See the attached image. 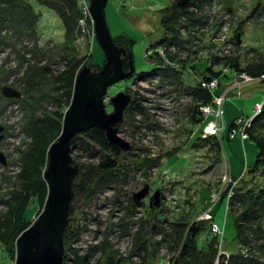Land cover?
Returning <instances> with one entry per match:
<instances>
[{"label":"rangeland","instance_id":"374dc122","mask_svg":"<svg viewBox=\"0 0 264 264\" xmlns=\"http://www.w3.org/2000/svg\"><path fill=\"white\" fill-rule=\"evenodd\" d=\"M178 1L106 2L104 13L110 35L130 53L133 66L127 79L107 89L108 98L103 102L106 111L111 112L109 97L123 92L131 99L118 124L119 136L131 146L119 160L128 166V178L111 187L97 188L90 199L73 192L68 213L73 235L67 246L63 243L64 264H181L179 254L187 226L201 221L198 217L208 208L213 220H202L206 229L198 234L197 241L211 237L208 226L214 222L223 229L224 249L237 253L233 216L238 217L243 206L235 199L230 207L232 216L229 210L226 212V198L210 202L208 195L221 189L224 182L229 186L232 179L250 181V167L258 148L249 141L242 144L238 135L234 139L222 138L220 146L215 147L218 137L203 136L199 126L214 120V115L209 110L206 115L200 108L217 110L216 101L206 105L207 98H202L205 92L210 90L215 97L224 93L229 96L234 89L232 79L245 73L257 80L240 84L239 90L246 97L256 94V100L264 97V80H258L261 76L264 79V0H199L188 4L186 12L181 13L174 6ZM76 5L80 18L83 3L76 0ZM3 6L0 0V10ZM35 10L39 13L35 30L34 26L26 29L24 23L17 26L15 15L0 22V154L6 161L0 164L6 166L0 171V245L5 249L10 246L7 240L16 243L23 231L17 230L22 220L20 209L28 208L27 214L32 209L27 215L31 220L28 224H32L42 212L48 194L46 189L38 188L39 202L33 206V183L23 185L31 168L35 175H43L48 161L45 144L28 138L27 122L55 109L63 97L61 91L56 92V79L73 60L81 58V67L91 68L101 67L104 60L103 51L92 37L91 19L82 30L77 20L75 36L64 38L61 22L51 10L40 5ZM163 12L167 16L173 12L172 20L164 22L167 28L161 23ZM237 28L242 33L240 43L232 39ZM161 64H165L164 72L158 76ZM179 66L185 67L181 78L171 69L179 70ZM215 80L219 82L217 87L211 85ZM3 87L19 91L21 97H3ZM252 103V98H230L222 106L224 124L244 114V110L251 114ZM14 105L17 117L10 112L15 111ZM262 108L254 117H264ZM238 123L236 120L229 131L236 130ZM71 156L78 171L74 178L77 181L83 178L86 166L98 161L97 154L87 155L78 149H73ZM150 159L157 162L152 164ZM255 169V180L262 181L264 163ZM239 186L237 183L234 188ZM145 187L147 194L136 205L133 194ZM234 188L236 194L239 190ZM157 189L159 207L152 209L150 199ZM18 192L22 198L9 201ZM173 222L183 223L180 233L179 228L170 225ZM246 224L252 225V230L247 231V245L253 249L249 262L264 264V208ZM218 255L211 264L230 263V258ZM15 256L4 258L5 264H14Z\"/></svg>","mask_w":264,"mask_h":264},{"label":"trees","instance_id":"16d2710c","mask_svg":"<svg viewBox=\"0 0 264 264\" xmlns=\"http://www.w3.org/2000/svg\"><path fill=\"white\" fill-rule=\"evenodd\" d=\"M1 1L4 6L0 10V22L1 21L5 22V19H7L8 17H11V15H15L13 19L16 20L17 26L19 23H24L25 25L24 27L26 29L31 30L32 28H34L35 30V25L39 21V13L35 10V6L40 5V6H44L48 8L49 10H51L59 18L61 22L64 38H68L70 36L74 37L75 33L78 31L76 30V24L79 18V9L76 5V0H1ZM196 1H199V0H196ZM174 6H175L176 11H179V13H181L183 10L186 12V8H185L186 6L181 7L176 4ZM171 16L173 17V12H171L170 15L168 16L167 14L163 12L162 17H161V23L163 24L164 28H167L165 27L164 22L168 21L167 23H169V21L172 20ZM31 26H34V27L31 28ZM112 40L115 43L114 37L112 38ZM129 51H130V48H129ZM126 60L128 61V59ZM127 61L123 62V69H127V67L129 66ZM82 62L83 60L81 58L75 61L73 60L72 64L68 67V69L63 71L61 74H59L58 78L56 79V83L58 86L56 92L61 91L62 92L61 94L63 97L62 99L58 100V102H56L55 109L51 113H47L41 117H35L34 119H30L29 122H27V133L29 134L28 137H31V139L35 140L36 142L45 144L44 155L46 156V159L48 155L47 151H48L49 146L57 139L58 135L60 134L62 123H63L64 112L69 106L70 101H71L75 77L77 73L79 72V70L82 67H84V65L81 67ZM213 63L215 64L216 62H213ZM164 66L165 64H161L158 70L156 71L158 72V76L162 75V73H159V72H164ZM184 68L185 67L179 66L178 68L179 70L175 68H171V69H173L175 72H179L177 74H178V77L181 78L182 76L180 75V73L184 70ZM95 69H100V65H97V68ZM245 74L247 76L254 78L253 80L247 81V82H252L254 80H257L256 77L251 76L247 73ZM261 75H264V73H262ZM237 80H239V82L244 81L243 79L242 81L239 78ZM258 80H264V79L263 77H261ZM195 85L197 86V84ZM238 89H239V86H238ZM211 92L212 91L210 90L206 91L205 92L206 94L203 95L202 97V98H207L206 103L208 105L213 103L214 95L213 93L211 94ZM240 93H241L240 94L241 96L242 95L241 90H240ZM240 96H236L235 94L233 96L228 97V100L232 97H234L235 99H239ZM252 101H253L252 103V109H253L254 104L259 100L253 99ZM253 113H254V110L251 114H248V115L252 116ZM240 116L236 117L234 120H231L229 125L228 124L225 125V128L221 131L219 135H213L214 137H218V139H215L214 141L215 143L214 146L217 148L220 146V142L222 138L234 139L237 135L239 136L242 144L244 141H249V142L254 143L256 147L258 148L254 163L250 167L251 174H249V176H251L252 179L250 181L247 179H244V180L241 179L238 182L240 186L238 187L239 189L237 190L239 191L236 190V187L235 188L233 187L235 191H237V193L236 194L233 193V196L231 197V200H230V204L232 206L234 201L238 200L239 203L241 204V207L243 206L241 213L239 214L238 217H236V216H233L232 208L230 207L229 209L226 208V212L229 210L234 219L235 228H236L235 238L237 240V245L248 244L249 238H248L247 231L252 230V225L246 224V223L251 222L253 219H256L257 212L260 209L264 208V179L262 181L260 180L256 181L254 178L255 176L252 173L253 171L256 170L255 168L258 166L259 163H262V164L264 163V139H263L264 138V117L261 119L260 117L262 116L261 114L257 117H253L254 119L253 118L251 119L250 125L244 129L246 131L245 134L247 135L245 138H241L240 134H236L233 137H230L231 132L229 131L230 130L229 128H231V125L233 123H236L237 118H239ZM247 116H244L242 118L247 119L246 118ZM206 123H201L199 125L201 126L200 134L202 133V130ZM228 132L230 133L228 134ZM199 139H201V137H199ZM72 145L74 149H78L87 155H92V156L95 154L98 155L97 156L98 161L95 165L89 164L88 166H86L85 171L83 172L82 179L77 181V180H74L75 177L73 178L72 191L73 192L76 191L78 194L83 193L85 196L84 199L92 198L97 188L111 187V186L118 184L120 181H124L128 178V173H127L128 171H126L128 166L124 164L122 165L119 161L121 157L124 155V152L118 146L109 143L102 130L96 127H93V128L88 129L87 131L81 132L74 136V138L72 139ZM45 151H46V154H45ZM169 158L171 157H167V159ZM149 162L154 164L155 162H157V160L150 159ZM161 162L162 161L160 160V163ZM73 165L75 166L74 163ZM32 170L34 171V169L32 168L30 169V171H29V168H27V170L25 171V174L29 171V176L26 177L25 175L26 179L23 185H25L27 182L33 183L32 184L34 186L33 192L35 194L34 196L31 197V199H32V203H34L33 204L34 206V205H37L39 202V195L36 194L38 192V188L41 191H44L46 189L47 193H48V189L43 179V175L40 174L37 176L32 172ZM258 170H260V173L264 172V170L262 172H261V169H258ZM92 180H94V183H91ZM21 198H22L21 193L18 192V193H14L13 196L10 197L9 201L11 200L19 201ZM208 199H210L209 195H208ZM221 200H222V197L216 200L215 202L221 201ZM70 207H71V204H70ZM27 210L28 208L27 209L21 208L18 213V215L22 216V220L17 225V230H19L18 233H20L22 230L24 231L26 228L29 227L28 223L31 220L27 217V215L30 214L32 209L31 210L29 209L30 210L29 214H27ZM212 220H213V215H212L211 221ZM212 224L217 225L216 223L213 222L208 226V228ZM170 225L179 228L180 229L179 233L184 228L183 223H179V222H176V223L173 222ZM68 226H69V222L67 223L64 233L62 235L63 243L66 244V246L69 244L68 240H70L73 235L72 234L73 230L72 229L70 230ZM205 229H206L205 224L204 222H202V220L195 221L190 226H187L186 238L183 241L182 248L179 254L181 264H211L216 257V253H219L220 251L219 245H218L220 242L223 243L221 250H223L224 252H228L227 250L224 249L225 240L223 238V233L221 237L220 235H216L212 231H210L211 237L206 239L204 242L199 243L197 241L198 234L202 230H205ZM222 238L224 242L221 241ZM8 241L9 240H7L6 244L7 245L10 244V246H8L7 249L3 248L0 245V264L6 263V261L3 260L4 258L9 260V258L12 257L13 259L16 254L15 241L14 240L10 242ZM228 254L230 255L229 257L230 260H228L230 262L229 264H251V262H249V259L238 256L239 249L237 250V253L228 252ZM79 261L82 263L83 261L82 258H80Z\"/></svg>","mask_w":264,"mask_h":264},{"label":"water","instance_id":"95a60500","mask_svg":"<svg viewBox=\"0 0 264 264\" xmlns=\"http://www.w3.org/2000/svg\"><path fill=\"white\" fill-rule=\"evenodd\" d=\"M108 0H89L90 15L93 20L95 39L104 53L100 69L82 67L77 73L69 106L64 112L60 134L48 149V161L43 179L48 194L44 208L37 218L16 240L14 264H64L63 233L68 222L70 201L73 197V178L77 168L73 165L71 153L74 149L72 139L75 135L96 127L102 130L109 143L118 146L123 152L131 146L119 136L118 124L121 123L125 108L130 104L128 94L118 92L109 97L111 112L106 111L103 103L107 89L117 82L127 79L133 71L130 54L126 53L112 40L105 20V5ZM190 0H179L185 6ZM239 28L234 32V40L241 42ZM129 59V71H124L123 60ZM3 97L17 99L19 91L3 87ZM0 126V131L2 130ZM2 135L0 134V139ZM0 164L5 165V157L0 154ZM147 194V187L133 194L136 205ZM160 191L157 189L150 199V207H159Z\"/></svg>","mask_w":264,"mask_h":264},{"label":"built area","instance_id":"2783aa9c","mask_svg":"<svg viewBox=\"0 0 264 264\" xmlns=\"http://www.w3.org/2000/svg\"><path fill=\"white\" fill-rule=\"evenodd\" d=\"M77 1H80V2H82L83 3V5L80 7V9H81V16H80V18L78 19V25H79V27L81 28V30H82V26H84V24L86 23L87 24V21L88 20H90L91 19V21H92V25H93V20H92V17H91V15H90V10H89V3H86V2H84L85 0H77ZM85 24V25H86ZM186 29V28H185ZM83 31H84V29H83ZM94 36V31L92 30V37ZM225 72H227L228 71V69H226V70H224ZM261 77H263V76H261ZM243 79L242 81L243 82H247V81H251V80H253L252 79V77H250V76H247V75H240L239 77H236L235 79H232V81H233V83L232 84H230V85H233L234 86V89H236L237 91H236V96H240V90L238 89V86H239V84L241 83V82H239V80H237V79ZM219 82L218 81H212L211 82V85H214V86H216L217 84H218ZM217 87V86H216ZM227 93H224L223 95H221V96H218V97H215V99H213V101H216V108H217V110H213V109H211L210 108V106H207V107H205V106H203V108H200L201 109V111H203L204 113H206L208 110H209V112H211V114L212 115H214V120H212V118H211V120H209L206 124H205V126H204V128H203V132H202V134H203V136H206V135H219L220 133H221V131L225 128V124H224V122H223V109H222V106L224 105V103H225V101L228 99V97L229 96H227L226 95ZM213 97V98H214ZM13 104V103H12ZM206 105H208V104H206ZM14 107L16 108L15 109V111L13 110V111H10V112H15V113H18L17 111H18V108H17V106H15L14 105ZM264 108V97L261 99V100H259V101H257L255 104H254V113H253V115L250 117V119H244V118H242V117H239V118H237V121L239 120V123L237 124V131H239L240 133V137L241 138H245L247 135L245 134V128L247 127V126H249L250 125V122H251V119L256 115V114H258V112H259V110H261V108ZM262 108V109H263ZM206 115H208L207 113H206ZM207 117V116H206ZM236 124V123H235ZM236 130H234V131H232L231 132V136L230 137H233L234 135H236L237 134V131ZM28 138H30V137H28ZM6 160H7V157H6ZM13 165H18L19 166V164L18 163H15V164H13ZM12 165V166H13ZM4 167H6V166H1L0 167V171H2V169L4 168ZM8 172V171H7ZM1 173V172H0ZM8 173H10V172H8ZM11 174V173H10ZM226 174V173H225ZM226 177V175L224 176V178ZM238 182H237V179H232V181H230V184H229V186H227V184L224 182V183H222V185H221V189H219V190H213L212 191V193H210V196H209V201L210 202H215L216 200H218V199H220L221 197H222V199L223 198H226V208L227 209H229V207H231V204H230V200H231V197L233 196V187L237 184ZM226 188H228V190H227V192H225V190H226ZM211 217H212V215H211V213H210V208H208L206 211H205V213L201 216V217H198V220H203V219H211ZM211 231L214 233V234H216V235H220L221 237H222V233H223V231L222 230H220L219 228H218V226L217 225H215V224H212L211 225ZM222 242H224V240H223V238H222V240H221ZM222 244L223 243H219L218 245H219V249H220V251H219V255L218 256H220V255H225L226 256V258H229L230 257V255L228 254V252H224L223 250H221V248H222ZM238 249H239V255L238 256H241V257H244V258H247V259H249V261H251V258H252V255H251V253H252V245L251 246H249L248 247V245L247 244H240V245H238ZM228 261V260H227ZM262 262H263V260H262ZM161 264H165L164 262H162Z\"/></svg>","mask_w":264,"mask_h":264},{"label":"crops","instance_id":"0c3cea01","mask_svg":"<svg viewBox=\"0 0 264 264\" xmlns=\"http://www.w3.org/2000/svg\"><path fill=\"white\" fill-rule=\"evenodd\" d=\"M242 83L244 84V82H241V84H242ZM246 83H249V82H246ZM239 87H240V86H239ZM224 88H225V87H224ZM218 89H220V88H218ZM234 91H235V92H234ZM236 91H237L236 89H232V90L230 91V93H229V97L235 95V94H236ZM219 92H220V91H218L217 94H219ZM254 95H256V94H252V95L246 97V96H244L243 93H242V95L240 96L239 99H241V98H246V99L250 100V99L252 98V100H253V99H256V97H255ZM250 97H251V98H250ZM251 106H252V104H251ZM251 108H252V107H251ZM247 112H248V111H245V110H244L243 113H244L245 115L242 114V116H240V117L247 116V115H248ZM246 114H247V115H246ZM228 125H229V124H228Z\"/></svg>","mask_w":264,"mask_h":264},{"label":"bare ground","instance_id":"6f19581e","mask_svg":"<svg viewBox=\"0 0 264 264\" xmlns=\"http://www.w3.org/2000/svg\"><path fill=\"white\" fill-rule=\"evenodd\" d=\"M194 1H196V0H190L187 4H191V5H192V4H194ZM176 5H178V3H176ZM178 6H180V5H178ZM181 7H183V6H181ZM232 39H233V36H232ZM234 41H235V40H234ZM15 116L17 117V116H18V113H15V114H14V117H15Z\"/></svg>","mask_w":264,"mask_h":264},{"label":"flooded vegetation","instance_id":"af4514ba","mask_svg":"<svg viewBox=\"0 0 264 264\" xmlns=\"http://www.w3.org/2000/svg\"><path fill=\"white\" fill-rule=\"evenodd\" d=\"M128 59V58H127ZM127 60L125 59V60H123V62H126ZM128 62V61H127ZM128 65H129V63H128ZM129 67V66H128ZM124 71H126V69H124Z\"/></svg>","mask_w":264,"mask_h":264},{"label":"clouds","instance_id":"9594fccd","mask_svg":"<svg viewBox=\"0 0 264 264\" xmlns=\"http://www.w3.org/2000/svg\"><path fill=\"white\" fill-rule=\"evenodd\" d=\"M186 6V5H185ZM94 26V25H93ZM94 38H95V35H94Z\"/></svg>","mask_w":264,"mask_h":264}]
</instances>
